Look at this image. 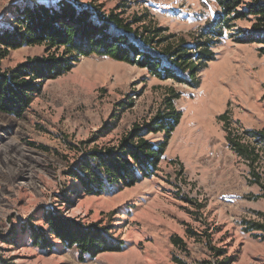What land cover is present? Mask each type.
Wrapping results in <instances>:
<instances>
[{"label": "rangeland", "instance_id": "374dc122", "mask_svg": "<svg viewBox=\"0 0 264 264\" xmlns=\"http://www.w3.org/2000/svg\"><path fill=\"white\" fill-rule=\"evenodd\" d=\"M61 2L113 13L150 37L153 44L133 43L161 59L160 74L107 56H82L68 72L45 81L20 118L0 112V264H264V232L246 224L264 223V189L229 148L218 118L227 113L238 133L264 129L261 45L229 38L251 23L233 21L212 47L214 60L193 58L198 66L191 82L165 50L194 53L200 33L219 18L214 0H0V31L14 28L16 9ZM55 53L45 45L22 46L0 67L11 71L61 50ZM170 91L180 95L174 101L178 124L168 136H146L166 144L156 170L133 186L85 194L68 171L90 151L116 147L134 128L164 115ZM263 170L264 160L257 168L264 184ZM48 213L104 228L122 249L82 259L75 246L51 235ZM31 227L44 233V248L31 241Z\"/></svg>", "mask_w": 264, "mask_h": 264}, {"label": "trees", "instance_id": "16d2710c", "mask_svg": "<svg viewBox=\"0 0 264 264\" xmlns=\"http://www.w3.org/2000/svg\"><path fill=\"white\" fill-rule=\"evenodd\" d=\"M220 8L219 18L207 31L200 33L190 55L177 49V54L166 49L174 64L188 73L189 82L195 79L198 64L214 60L213 45L225 36V30L231 29L233 21H248V30L237 29L229 34L232 41L240 44L261 45L258 50L264 54V0H214ZM17 19L11 31H0V63L10 50L22 46L45 45L47 52L61 50L60 55L35 57L18 65L11 71H2L0 67V112L20 118L29 108L33 99L42 91L45 81L68 72L82 56H107L117 61L137 64L147 68L151 74H160L161 59L141 51L133 40L140 39L143 45L155 42L150 37L131 29L130 23H124L118 15H102L90 11H81L72 5L61 2L57 6L33 5L16 9ZM138 19L134 20L136 23ZM160 30H156L158 34ZM146 34L152 31H144ZM160 41H156V44ZM55 53V54H56ZM175 56V57H174ZM188 57H190L188 59ZM167 77L179 80L168 70ZM164 103V115L158 113L143 127L134 128L121 139L116 147L94 149L86 154L68 174L78 181L87 195H101L112 190V186L130 187L140 178L149 176L156 170L165 150V142L154 145L146 139L150 133L164 131L167 136L178 124L181 114L175 110L174 101L179 93L170 91ZM226 133L229 148L248 167L252 183L264 189L261 174L257 172L264 160V129L242 131L238 133L232 127L227 113L220 115ZM264 172V170H263ZM264 220V213L261 214ZM49 232L68 248L75 246L80 258L95 257L105 252H118L123 243L108 237L106 229L97 225L80 226L72 221L48 213L45 216ZM251 230L264 232V223H246ZM31 241L44 248L45 239L42 230L31 227ZM264 241V236L260 235ZM173 244L180 245L173 238ZM218 253L217 256H220Z\"/></svg>", "mask_w": 264, "mask_h": 264}]
</instances>
